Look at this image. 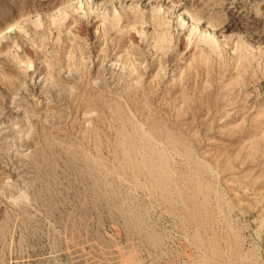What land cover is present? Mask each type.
Masks as SVG:
<instances>
[{"label":"rangeland","instance_id":"374dc122","mask_svg":"<svg viewBox=\"0 0 264 264\" xmlns=\"http://www.w3.org/2000/svg\"><path fill=\"white\" fill-rule=\"evenodd\" d=\"M0 264H264V0H0Z\"/></svg>","mask_w":264,"mask_h":264}]
</instances>
